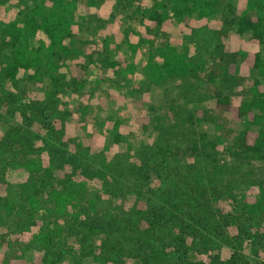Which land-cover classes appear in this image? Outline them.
Listing matches in <instances>:
<instances>
[{"label":"rangeland","instance_id":"374dc122","mask_svg":"<svg viewBox=\"0 0 264 264\" xmlns=\"http://www.w3.org/2000/svg\"><path fill=\"white\" fill-rule=\"evenodd\" d=\"M99 1L93 28L76 30L98 50L92 60L71 54L46 63L39 79L21 70L17 85L0 73V202L12 203L0 209V264L14 235L26 264H264V217L244 207L264 187V157L198 120L213 111L215 88L238 103L257 76L241 65L210 77L226 26L232 50L248 45L251 32L230 23L247 0H220L218 13L156 29L147 10L169 0ZM33 2L0 0V46L4 25ZM174 39L201 70L153 81L147 64ZM105 40L123 64L104 66ZM111 117L122 123L118 139L104 124ZM67 184L78 190L74 204L57 210L52 201L32 215L33 195L45 200ZM43 229L56 232L53 243L39 238Z\"/></svg>","mask_w":264,"mask_h":264},{"label":"trees","instance_id":"16d2710c","mask_svg":"<svg viewBox=\"0 0 264 264\" xmlns=\"http://www.w3.org/2000/svg\"><path fill=\"white\" fill-rule=\"evenodd\" d=\"M100 3L99 0H34L32 6L13 21L4 25L3 43L0 46V73L10 79L15 85L19 83L21 70L35 69L33 78H41V70L46 63L51 67L60 60H66L71 54H83L90 61L98 51L93 42L80 36L77 29L87 25L93 28L94 13L92 8ZM220 0H169V7L154 6L148 8L147 19L150 29L160 28L172 22L189 25L194 13L204 18L218 13ZM239 35L251 32L248 45L239 50H232L228 41V27L221 31L223 42L214 54L213 68L210 77L226 78L230 74H237L241 65H247L257 71V76L249 87L244 90L240 102H234L232 94L221 89H214L215 103L213 111L199 112L198 120H212L215 124L218 137L232 138L233 143L242 151L264 157V55L261 46L264 45V0H247L237 8L235 17L230 21ZM45 35V37H44ZM38 43L34 40L38 37ZM115 45L109 40L104 41V66L116 67L124 63V58L113 59L110 52ZM154 56H156L155 59ZM201 60L194 61L188 51L179 49L177 41L162 44L152 54L148 62L149 77L156 82L168 80L179 75L194 74L201 70ZM74 70L78 78L83 77L85 66L75 63ZM119 119L108 118L106 124L112 135L117 139L120 136ZM122 124V123H121ZM236 125L239 127L237 128ZM216 147V142H208ZM81 151V150H80ZM32 162V160H31ZM34 162V163H33ZM35 170L43 168L33 161ZM74 187H53L45 200L33 195L30 198L33 204V216H36L38 206L49 205L53 201L57 210H66L68 204H74L76 191ZM76 189V188H75ZM42 205H41V204ZM12 203H1V210H10ZM244 207L249 213L264 217V187L258 195H248L244 199ZM37 221L43 223L41 217ZM56 232L54 231V234ZM43 229L39 238L53 243V235ZM2 254L5 264H26L22 257V250L17 245L18 236ZM218 263V261H212Z\"/></svg>","mask_w":264,"mask_h":264}]
</instances>
